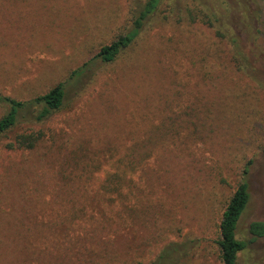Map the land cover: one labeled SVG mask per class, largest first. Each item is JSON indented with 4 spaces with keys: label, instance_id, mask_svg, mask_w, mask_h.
I'll return each mask as SVG.
<instances>
[{
    "label": "rangeland",
    "instance_id": "rangeland-1",
    "mask_svg": "<svg viewBox=\"0 0 264 264\" xmlns=\"http://www.w3.org/2000/svg\"><path fill=\"white\" fill-rule=\"evenodd\" d=\"M145 2L0 0V93L25 102L58 83L67 93L60 112L0 141V230L28 235L30 258H75L51 230L102 229L120 250L109 264H149L169 244L191 247L180 264H220V216L245 167L237 238L247 242L249 225L264 221V0H161L115 61L70 79ZM202 4L219 17L228 9L259 85L201 19ZM37 132L33 150L6 148ZM237 264H264V238Z\"/></svg>",
    "mask_w": 264,
    "mask_h": 264
},
{
    "label": "trees",
    "instance_id": "trees-1",
    "mask_svg": "<svg viewBox=\"0 0 264 264\" xmlns=\"http://www.w3.org/2000/svg\"><path fill=\"white\" fill-rule=\"evenodd\" d=\"M160 2L161 0H146L142 8L132 18L130 29L117 35L109 44L102 46L90 61L72 72L70 79L81 76L85 72L87 64L94 62L108 64L115 61L133 44L143 30L145 21L155 13ZM239 5L242 7V3ZM197 10L201 19L206 20L209 26L214 29L215 35L229 46L234 62L240 68L239 72L259 85L256 78L248 72L249 69H252L251 62L242 53L238 39L230 27L228 9L221 17L206 4H202ZM244 19L248 22L249 15H245ZM66 96L64 83H58L45 94L25 102L5 97L0 93V105L7 106V111L0 117V141L6 139L21 123L41 124L50 119L65 107ZM41 139L42 134L39 132L18 134L6 145V148L10 151H30L36 147ZM262 152L264 154V148ZM247 173L248 170L245 167L239 184L228 199L220 216L219 236L216 242L220 264H237L238 255L245 250L248 244L264 238V221L252 222L249 225L248 234L250 237L247 242L237 238V224L250 199L246 180ZM58 230H51L56 240L60 242L65 240L66 245H74L77 248L74 259L66 257L58 260L52 252L48 251L41 253L45 260L40 261L35 256L30 258L32 253L28 244L25 243V238L29 236L20 231L18 227H11L0 230V264H47L48 257L53 259L52 264H109L120 252L115 240H107L105 238L107 233L102 229H95L90 234H84L81 237L74 236L75 233L73 234L69 229L64 232ZM39 235L40 233H33L32 237ZM81 240H86L88 245H82ZM52 243L55 244L52 248L57 246L55 241ZM103 243L107 245H103ZM190 249L188 244L166 245L149 264H180V259L185 257ZM35 252L37 253L36 250Z\"/></svg>",
    "mask_w": 264,
    "mask_h": 264
}]
</instances>
